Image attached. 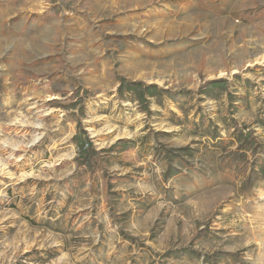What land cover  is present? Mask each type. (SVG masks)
<instances>
[{"label": "rangeland", "instance_id": "rangeland-1", "mask_svg": "<svg viewBox=\"0 0 264 264\" xmlns=\"http://www.w3.org/2000/svg\"><path fill=\"white\" fill-rule=\"evenodd\" d=\"M0 264H264V0H0Z\"/></svg>", "mask_w": 264, "mask_h": 264}]
</instances>
